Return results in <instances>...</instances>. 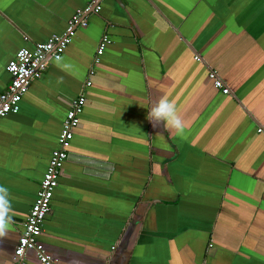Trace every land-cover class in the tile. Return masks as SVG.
I'll list each match as a JSON object with an SVG mask.
<instances>
[{"label":"crops","instance_id":"crops-1","mask_svg":"<svg viewBox=\"0 0 264 264\" xmlns=\"http://www.w3.org/2000/svg\"><path fill=\"white\" fill-rule=\"evenodd\" d=\"M87 2L0 0V93L15 52L62 34ZM85 21L18 112L0 118V185L13 208L0 264H12L80 93L38 237L52 264H264V0H102ZM102 35L109 44L92 64ZM160 97L177 105L185 138L146 119ZM24 260L40 264L31 251Z\"/></svg>","mask_w":264,"mask_h":264},{"label":"built area","instance_id":"built-area-1","mask_svg":"<svg viewBox=\"0 0 264 264\" xmlns=\"http://www.w3.org/2000/svg\"><path fill=\"white\" fill-rule=\"evenodd\" d=\"M102 0H88L83 9L75 11L65 23L64 32L60 35H50L45 41L36 43L31 49L20 48L6 63L4 70L9 77L8 84L0 93V118L7 115H15L19 110V103L25 95L30 81L41 77L47 67L48 61L60 59L66 47L70 44L76 28L86 26L85 17L90 14H98ZM119 1V0H117ZM109 40L102 35L97 43L92 64L98 62ZM199 61V57H193ZM92 69L88 70L83 88L90 86ZM207 79L212 87L222 95L228 94V89L213 71H208ZM85 103L84 95L80 93L71 101L64 115L57 138L56 148L53 149L47 160L45 170L38 183L32 204L27 212L22 225V230L17 238L12 254V264H26L24 257L26 252H33L40 264H52L51 258L44 252L38 237L45 217L50 211V201L53 191L57 186V179L66 158L72 139L73 130L79 125V116ZM257 133L264 134L262 129Z\"/></svg>","mask_w":264,"mask_h":264},{"label":"clouds","instance_id":"clouds-1","mask_svg":"<svg viewBox=\"0 0 264 264\" xmlns=\"http://www.w3.org/2000/svg\"><path fill=\"white\" fill-rule=\"evenodd\" d=\"M146 119L152 126L163 124L164 128L175 132L179 138L186 137V125L178 112L177 105L168 97H160L148 105ZM13 223L12 198L9 189L0 185V238L7 235Z\"/></svg>","mask_w":264,"mask_h":264}]
</instances>
